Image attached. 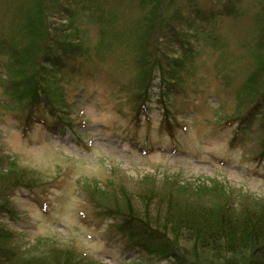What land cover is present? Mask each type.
<instances>
[{"label":"rangeland","instance_id":"rangeland-1","mask_svg":"<svg viewBox=\"0 0 264 264\" xmlns=\"http://www.w3.org/2000/svg\"><path fill=\"white\" fill-rule=\"evenodd\" d=\"M40 1L54 38L42 62H66L43 75L72 128L43 107L27 123L28 102L18 96L27 78L19 72L31 74L39 54L31 48L39 52L46 39L33 31ZM153 2L0 0V170L35 182L12 193L15 214L3 221L30 256L70 249L89 264H131L141 253L107 214L129 212L131 195L264 204V77L250 79L264 74V0ZM153 8L163 27L160 18L149 24ZM56 40L83 49L66 57Z\"/></svg>","mask_w":264,"mask_h":264},{"label":"trees","instance_id":"trees-1","mask_svg":"<svg viewBox=\"0 0 264 264\" xmlns=\"http://www.w3.org/2000/svg\"><path fill=\"white\" fill-rule=\"evenodd\" d=\"M158 1L155 0L152 7L162 6L163 2ZM47 6L45 1H40L37 5L35 19L32 21L34 37L38 40L45 35L46 39L41 41L39 52L31 48L33 53H39L38 57L34 54L28 69L31 74L27 76L19 72L21 77L27 78H24L26 81L22 83L20 88L23 90L18 96L28 102L27 105L26 102L23 103L28 111L27 123L32 121L35 113L43 107L48 109L59 123L71 127L72 123L62 116L57 107L54 98L56 94L49 79L43 75L66 64L60 56H56L53 60L52 69L42 62L43 58L50 59L47 41L54 39L48 31L45 32L48 29L44 25L43 9L45 10ZM225 9L229 14L234 13L230 2ZM152 11L147 19L149 24L155 25L154 22L160 18L163 27L166 17L164 18L161 13L158 14L159 11L154 8ZM155 26L145 33L142 40L145 45L149 44L151 30L153 31ZM56 43L64 49L66 57L69 56L70 47L83 49L74 42L62 44L61 41L56 40ZM156 50L159 52L158 48L154 51ZM17 53L19 54V51ZM21 54L22 52L16 60L21 61L22 66H26L29 56L20 57ZM261 67L264 69V60L261 62ZM261 76L264 77V74L260 75L256 72L250 79L260 80ZM259 104L261 105L262 101L254 102L250 112L241 120L242 123L255 114ZM146 106L147 99L141 105L142 111L147 109ZM165 121L166 127L171 130L168 120ZM3 157L2 155L0 157L2 163ZM262 157L264 158V151ZM5 164L9 166L8 160ZM3 170L5 169L0 170V199L3 197L5 202H0V264H89L74 250L52 249L42 256L35 257L28 253L30 249L27 252L26 247L13 244L17 234L4 224L3 218L15 214L12 193L18 189L31 190L35 182L32 181V177L25 179L24 171L22 176L16 173L12 177L14 173L10 174L11 171L2 173ZM140 198L142 201L138 202L132 195L130 196L129 212L107 211L109 216L117 220L116 229L125 239L127 246L141 253L140 258L130 261L131 264H264V204L261 205L259 201L255 207L245 204L240 207L231 200L214 204L192 203L189 200L183 203L168 192L142 193ZM142 202L144 206L140 205ZM91 203L93 204V201Z\"/></svg>","mask_w":264,"mask_h":264}]
</instances>
